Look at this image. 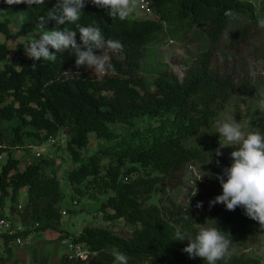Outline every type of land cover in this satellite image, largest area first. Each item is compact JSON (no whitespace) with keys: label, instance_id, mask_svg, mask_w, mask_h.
Returning a JSON list of instances; mask_svg holds the SVG:
<instances>
[{"label":"trees","instance_id":"obj_1","mask_svg":"<svg viewBox=\"0 0 264 264\" xmlns=\"http://www.w3.org/2000/svg\"><path fill=\"white\" fill-rule=\"evenodd\" d=\"M148 1L155 18L123 21L110 18L107 9L86 3L77 23L98 26L106 40H118L123 45V51L110 54L115 70L97 77L90 69L77 68L76 57L67 51L52 61L36 62L35 69L31 67L33 60L25 56V43L20 39L42 33L37 27L39 17L46 16L57 0H45V5L31 8L0 0V34L6 41L16 42L13 52L6 42L0 43V154L6 155L0 166V207L3 209L8 199V213L30 228L26 232L61 227L64 193L59 180L44 171L48 160L40 159L19 169L20 161L12 150L24 147L30 151L64 132L68 136L65 150L74 164L66 175L70 196L85 197L95 190L98 197H103L98 208L103 219L122 220L132 228L127 239L100 226H85L75 235L63 231L62 237L70 236L74 244H82L90 256L80 260L65 252L60 264H118L113 250L126 254L128 264H204L201 258L190 259L182 251L187 240H175L178 229L195 236L203 227V219L174 200L162 210L145 203L155 187L160 191L177 187L187 167L198 159L210 156L215 164L219 161L217 165H223L222 155L215 154L216 137L194 146L187 142L216 124L233 97L255 93L245 53L252 41L264 35V30L257 27V20L264 19V9L256 10L247 0ZM229 9L236 16L243 15L245 22L221 44L232 19L224 15ZM12 21L19 27L13 29ZM55 27L49 22L45 30ZM64 28L78 31L72 23L59 26L60 30ZM163 33L179 43L198 38L206 42L190 59L181 78L167 68L150 73L141 70L148 45ZM76 39L82 43L79 33ZM260 48L264 52V43ZM9 57L19 68L8 62ZM147 75L153 78L152 83L145 79ZM143 117L156 119V123L137 127L134 119ZM3 122L10 124L2 128ZM257 122L256 131L264 134V120ZM113 123L129 125L130 129L117 134L109 126ZM90 132L111 143L100 145L84 159L81 152ZM104 159L107 165L103 171ZM23 188L27 197L19 210L16 200ZM63 208L69 214L75 212ZM208 227L230 233L232 243L254 244L262 232L258 222L248 218L240 207L213 217ZM8 238L4 236L6 243ZM10 254L7 248L0 264ZM217 264L248 263L227 253Z\"/></svg>","mask_w":264,"mask_h":264},{"label":"rangeland","instance_id":"obj_2","mask_svg":"<svg viewBox=\"0 0 264 264\" xmlns=\"http://www.w3.org/2000/svg\"><path fill=\"white\" fill-rule=\"evenodd\" d=\"M255 3L256 10L264 9V0H249ZM155 12L152 15L143 14L138 8L134 9L130 14L128 20H142L155 18ZM13 20V19H11ZM21 19H18V24ZM245 22L243 15H237L231 19L228 27L226 28L221 44H224L226 40L231 36L235 29L240 28ZM13 29L19 26L13 25ZM198 32V30H196ZM195 32V33H196ZM42 33H30L26 37L21 38L20 41L26 43L40 38ZM6 42L11 51H14L16 42L11 40H5L4 36L0 34V43ZM264 43V35L258 39L252 41L249 45L248 51H246L245 57H247L248 71L252 80L256 84V91L251 96H237L233 97L226 108L218 115V120L221 122H237L239 123L241 130L247 135L251 131H256L258 122L264 120V112L260 109V104L264 101V52L261 50L260 45ZM206 45L203 38L194 39L193 41L187 40L183 42H176L171 40L167 34H162L158 39L150 43L147 47L146 56L144 57L141 65V70L145 73L157 71L159 69L167 68L174 75L179 78L182 77L183 72L189 68L190 59ZM26 56V55H25ZM28 58V57H27ZM8 62H11L15 67H18V63L12 57L8 58ZM2 64L0 63V69ZM147 82L152 83L153 78L145 76ZM217 120V121H218ZM136 126L143 128L148 123L155 124L156 119H149L148 117L134 119ZM10 123L3 122L1 127L4 128ZM111 130L115 133L123 135L129 131V125L121 123H113L109 125ZM211 137H216L217 147L220 144H226L223 137H220L217 133L216 124L209 128L204 129L196 137L190 139L188 145H197L201 140H209ZM110 141L104 139H98L95 134L90 132L88 134V144L85 149L82 150V157L86 159L97 151L100 145L110 144ZM38 149L41 151V158L35 159L34 153ZM234 150L232 146H226L220 149L222 152L223 165L219 166L212 161V157L206 156L194 161L189 165L185 171V175L181 180V183L173 189L164 188L160 191V187H155L150 198L146 201L145 206L156 205L162 210L163 207L170 205V201L174 200L176 203L183 205L191 212L198 214L204 224L205 228L207 223L212 220L213 217L222 215L226 212V208L223 204H215L209 206V202L216 196L222 194V188L219 181L215 178L217 174L222 173V169L231 166L230 154ZM12 155L19 159V169H23L24 164L29 161L35 163L40 159H47L48 164L44 166V171L48 176H55L59 182L61 191L64 193V199L60 203L62 211L66 214L62 215L64 220H73L75 223L66 226V230L70 234H78L85 226H100L106 227L110 231L114 232L118 236L127 239L130 237L132 228L124 223L122 220L105 221L103 215L99 212L100 201L103 197H98L95 190H90L85 197L70 196L71 188L67 181L66 175L69 170L74 166L70 156L65 150V142H59L56 145L50 146L44 143L40 146L33 147L30 151L24 147L19 149H13ZM6 155L4 154L0 159V166L4 163ZM28 162V163H29ZM103 171L107 165V161L104 159L102 162ZM207 173L211 175H206ZM142 174V171L140 172ZM157 175V173H153ZM205 175V176H204ZM203 176V177H202ZM202 177V179H200ZM226 179V178H225ZM196 191V195L192 196ZM91 195V196H89ZM27 189H21L19 196L16 200V206L21 205L19 209H23V205L26 202ZM71 197V198H70ZM75 202V204H74ZM197 202H202V207L197 208ZM63 207H69L75 212L68 213V210ZM4 212L8 213L9 200L5 199ZM14 213H17L15 211ZM11 214V213H9ZM13 221H17L16 215L11 214ZM73 223V222H72ZM176 229V228H175ZM61 230H46L40 233L31 234V243L25 248L10 250V258L7 259L4 264H60V258L65 252V247L59 244V238ZM228 254L230 257H236L239 260L248 264H264V231L259 233V240L252 243H239L235 242L230 245Z\"/></svg>","mask_w":264,"mask_h":264},{"label":"clouds","instance_id":"obj_3","mask_svg":"<svg viewBox=\"0 0 264 264\" xmlns=\"http://www.w3.org/2000/svg\"><path fill=\"white\" fill-rule=\"evenodd\" d=\"M4 2L8 5L26 4L29 8L33 5H45V0H4ZM86 3L107 9L110 18L123 21L132 14L140 0H57L55 5L48 9L46 16L39 17L37 27L42 30L40 38L23 45L26 57L33 60L31 65L33 69L36 68V62L52 61L67 51L76 57L77 68L90 69L97 77L115 70L110 54L123 51V45L118 40H106L98 26L85 27L77 23ZM224 15L234 19L236 13L229 9ZM49 22H54L56 25L51 31L45 30ZM66 23L75 24L78 31L68 28L60 30L59 26ZM257 27L264 30V19L257 20ZM77 33L82 43H77ZM95 50H100L101 54L97 55ZM260 109L264 112V101L261 102ZM216 127L217 133L226 141V144H220L217 148L216 156L222 155L220 149L223 147L232 146L234 150L230 154L231 166L223 168L222 173L215 177L221 185L222 194L211 200L209 206L223 204L229 211L240 207L244 214L257 221L260 229L264 231V134L251 131L245 135L237 122L218 120ZM195 195L196 191L192 196ZM196 207L201 208L202 202H197ZM175 240H187L188 244L182 251L187 253L190 259L201 258L204 264L205 262L217 264L218 261L223 260L232 243L231 234L222 231L219 227H202L195 236L178 229ZM112 255L118 264H128L126 254L113 250Z\"/></svg>","mask_w":264,"mask_h":264},{"label":"built area","instance_id":"obj_4","mask_svg":"<svg viewBox=\"0 0 264 264\" xmlns=\"http://www.w3.org/2000/svg\"><path fill=\"white\" fill-rule=\"evenodd\" d=\"M137 8L142 11L143 14L152 15L154 11L148 0H140L136 9ZM67 139L68 136L64 132H61L57 136L49 138L46 143L53 146L59 142H66ZM2 157L3 154H0V159H2ZM34 158H41V151H38L37 149L34 153ZM27 164H30V162ZM17 207L20 209L22 206L18 205ZM61 213L63 215L66 214L65 211H62ZM27 229L30 228H27L22 222L13 221L10 214L4 212L0 207V258L7 256V248L9 250L25 248L31 243L32 232H26ZM4 236L9 237L7 243L4 240ZM60 237V244L65 247V252L69 254V257H74L80 260H87L89 258L90 253L83 248L82 244H74L71 241L70 236L62 237L61 234Z\"/></svg>","mask_w":264,"mask_h":264},{"label":"crops","instance_id":"obj_5","mask_svg":"<svg viewBox=\"0 0 264 264\" xmlns=\"http://www.w3.org/2000/svg\"><path fill=\"white\" fill-rule=\"evenodd\" d=\"M29 161H27V163H28ZM26 163V164H27ZM19 165H20V163H19ZM25 165V164H24ZM73 222V223H72ZM75 222L73 221V220H64V218H62V221H61V227L59 228L60 230H62V233H64V232H68V233H70L69 231H67L66 230V226H69L70 224H74ZM75 225V224H74ZM64 231V232H63ZM61 233V234H62ZM61 238V237H60ZM60 238H59V244H60ZM32 244V243H31ZM28 247V246H27ZM65 253V252H64Z\"/></svg>","mask_w":264,"mask_h":264}]
</instances>
